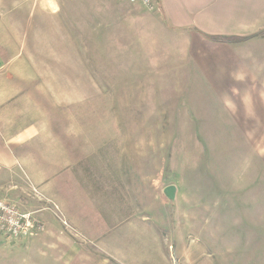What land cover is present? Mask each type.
Listing matches in <instances>:
<instances>
[{
    "label": "rangeland",
    "instance_id": "374dc122",
    "mask_svg": "<svg viewBox=\"0 0 264 264\" xmlns=\"http://www.w3.org/2000/svg\"><path fill=\"white\" fill-rule=\"evenodd\" d=\"M144 9L0 0V136L30 140L56 183L39 192L19 162L0 197L45 231L0 233V264H264V129L218 127L237 120L238 90L183 80L189 66L160 55L171 49L142 47ZM62 187L84 193L80 226L61 211Z\"/></svg>",
    "mask_w": 264,
    "mask_h": 264
},
{
    "label": "crops",
    "instance_id": "0c3cea01",
    "mask_svg": "<svg viewBox=\"0 0 264 264\" xmlns=\"http://www.w3.org/2000/svg\"><path fill=\"white\" fill-rule=\"evenodd\" d=\"M138 19L146 27V34L135 40L142 47L171 49V53L160 55H171L173 64L189 66L188 72L182 73L187 75L182 76L183 80L210 81L226 94L228 89L238 90L237 120L232 124L222 122L218 127L264 129V0H155L153 7L144 9ZM137 21L126 18L124 24L132 25ZM218 82L231 83L218 85ZM3 92L6 91L0 90L1 96ZM6 103L0 99V119L5 116L2 110ZM8 116L12 117L13 112ZM24 133L27 139V132ZM21 137V134L9 139L0 136V195L3 197L6 193L2 187L9 184L11 178L19 182L18 167L22 161L31 162L28 174L39 192L52 191L56 184L45 179L52 176L55 168L47 171L43 165L38 167L36 146L32 148L30 140L23 138L22 141ZM259 141L257 143L261 144V138ZM64 156L68 158L67 151ZM69 181V177L62 176V185L66 184V188ZM62 189L61 211L72 225L80 226L84 223L79 217L84 193L77 190L74 194L70 189ZM51 198L58 201L57 195ZM74 214L77 218H73Z\"/></svg>",
    "mask_w": 264,
    "mask_h": 264
},
{
    "label": "built area",
    "instance_id": "2783aa9c",
    "mask_svg": "<svg viewBox=\"0 0 264 264\" xmlns=\"http://www.w3.org/2000/svg\"><path fill=\"white\" fill-rule=\"evenodd\" d=\"M129 2L150 9L155 0H129ZM44 231L45 227L35 213L25 212L16 203L0 197V233L6 238L25 242L39 237Z\"/></svg>",
    "mask_w": 264,
    "mask_h": 264
},
{
    "label": "water",
    "instance_id": "95a60500",
    "mask_svg": "<svg viewBox=\"0 0 264 264\" xmlns=\"http://www.w3.org/2000/svg\"><path fill=\"white\" fill-rule=\"evenodd\" d=\"M165 195L170 201H174L176 199V187L169 186L165 190Z\"/></svg>",
    "mask_w": 264,
    "mask_h": 264
}]
</instances>
